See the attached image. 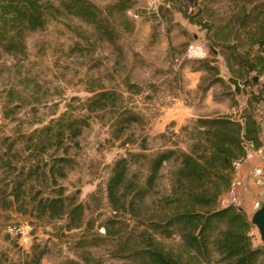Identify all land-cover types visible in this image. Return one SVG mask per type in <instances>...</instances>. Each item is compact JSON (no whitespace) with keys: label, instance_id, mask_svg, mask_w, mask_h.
<instances>
[{"label":"rangeland","instance_id":"obj_1","mask_svg":"<svg viewBox=\"0 0 264 264\" xmlns=\"http://www.w3.org/2000/svg\"><path fill=\"white\" fill-rule=\"evenodd\" d=\"M231 1L199 0L209 5L211 12L204 15L203 21L220 24L228 19ZM110 2L98 4L105 7ZM193 3L194 0H137L136 8L128 14L134 29L123 33L119 41L121 53L108 43L93 45L80 39L78 28L86 36L92 35V29L64 19L28 35V58L19 69L22 79L12 74V58L2 60L5 66L0 75V134L30 132L65 111L87 114L90 126L73 145L69 153L73 162L66 167L65 177L58 176V186H53L52 180L42 185L34 182L24 192L15 190L4 172L0 174V264H27L37 256L42 257L41 264L88 259L104 264H139L126 255V244L134 246L136 235L147 228V219L162 212L164 197L171 188L170 165L162 171L153 196L116 212L107 192L116 163L128 158L131 168L138 170L137 160L142 156H154L170 148L189 150L191 142L189 135L182 132L184 127H191L198 118L239 117L249 95L258 91L262 92L258 120L264 137V78L256 80V86L239 82L237 94L230 83L235 78L223 55L212 53L207 31L184 16L185 10L193 9ZM202 63L211 64L217 71L202 69ZM26 75L29 77L24 79ZM13 86L37 95L6 118L3 106L7 90ZM101 89L121 94L122 106L140 117L123 135L114 125L112 112L89 114L82 110L81 105ZM258 167L263 170L260 179L264 183V160ZM145 168L143 164V177ZM250 177L253 184L242 188L241 198L252 206L244 210L252 220L264 205V188L253 174ZM59 186L70 200L84 205L81 228L66 230L68 218L50 220L36 209L35 192L42 189L43 196H48ZM14 227L22 228L23 233H17ZM251 236L254 247L264 245L255 225ZM85 237L97 239L96 244L85 249L75 247ZM163 244L178 250L180 238L164 240Z\"/></svg>","mask_w":264,"mask_h":264},{"label":"trees","instance_id":"obj_2","mask_svg":"<svg viewBox=\"0 0 264 264\" xmlns=\"http://www.w3.org/2000/svg\"><path fill=\"white\" fill-rule=\"evenodd\" d=\"M99 1L110 0H0V75L5 66L2 60L10 57L15 61L12 74L22 79L19 69L28 58V35L64 19L76 20L78 26L92 29V35L86 36L78 28L80 39L93 45L108 43L121 53L119 41L123 33L134 29L128 14L136 8L137 0H111L105 7ZM231 4L230 16L220 24L203 21L204 15L211 12L209 5L199 0H194L193 9L185 10L184 16L207 31L212 53L223 55L235 79L256 86V80L264 78V0H232ZM201 67L217 71L209 63H202ZM36 95L14 86L9 88L3 106L5 117L15 115ZM261 95V91L251 93L239 117L198 118L191 127H184L182 132L189 135L191 142L189 150L170 148L154 156H142L137 160L138 170L131 168L128 158L116 163L107 185L108 198L116 212L153 196L162 171L170 165L171 188L164 197L163 210L147 219V228L136 235L134 246L126 244L125 253L130 259L139 264H264V245H253L252 220L234 205H221L231 185L233 161L244 157L246 144L263 146L258 120ZM122 100L115 90L101 89L81 107L89 114L112 112L114 125L123 135L140 117L123 107ZM89 126L87 114L65 111L30 132L0 134V174L4 172L10 185L24 192L34 182L42 185L52 180L53 186H58V176L65 177L66 167L73 162L69 156L73 145ZM143 164L145 177L141 174ZM43 193L42 189L37 190L34 198L42 217L68 218L66 230L84 225V205L65 196L62 187L55 188L52 195ZM176 237L180 238V249L163 244ZM94 240L97 239L85 237L75 247H92ZM41 260L37 256L27 264H41ZM62 264L104 263L88 259Z\"/></svg>","mask_w":264,"mask_h":264},{"label":"built area","instance_id":"obj_3","mask_svg":"<svg viewBox=\"0 0 264 264\" xmlns=\"http://www.w3.org/2000/svg\"><path fill=\"white\" fill-rule=\"evenodd\" d=\"M263 156H264V146L260 148H254L253 145L246 144L244 157L234 160L232 163V167H233L232 181L227 194L224 195L221 199L222 206L234 205L235 207L241 210H245L246 204L244 200L241 198V190L244 187L243 164L248 160ZM253 176L258 180L257 183L264 188V183L260 179L263 176L262 168L260 167L255 168L253 171ZM255 206L258 207L259 203L256 202ZM13 229L17 233H23L22 228L14 227Z\"/></svg>","mask_w":264,"mask_h":264},{"label":"crops","instance_id":"obj_4","mask_svg":"<svg viewBox=\"0 0 264 264\" xmlns=\"http://www.w3.org/2000/svg\"><path fill=\"white\" fill-rule=\"evenodd\" d=\"M261 139H262L263 146H264V137H263V135H261ZM262 160H264V158L259 157V158L251 159V160H248V161L244 162V164H243L244 188L243 189H246L247 184H249V185L253 184V180L251 179L250 176H251V174H253L254 169L258 167L259 163ZM252 191H253V189H252ZM246 207H247L248 210L252 209V206L250 204L249 205L246 204Z\"/></svg>","mask_w":264,"mask_h":264},{"label":"water","instance_id":"obj_5","mask_svg":"<svg viewBox=\"0 0 264 264\" xmlns=\"http://www.w3.org/2000/svg\"><path fill=\"white\" fill-rule=\"evenodd\" d=\"M230 83L236 87V92L239 94L241 88L239 81L237 79H231ZM252 223L258 228L261 241L264 243V205L259 207V209L255 212L252 217Z\"/></svg>","mask_w":264,"mask_h":264}]
</instances>
